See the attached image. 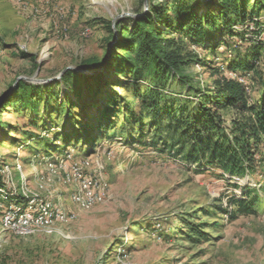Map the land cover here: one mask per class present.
<instances>
[{
    "label": "rangeland",
    "instance_id": "1",
    "mask_svg": "<svg viewBox=\"0 0 264 264\" xmlns=\"http://www.w3.org/2000/svg\"><path fill=\"white\" fill-rule=\"evenodd\" d=\"M210 1L199 0L201 14L208 11ZM148 9L149 0H0V96L15 88L19 76L47 79L68 65L84 68V60L104 58L114 42L107 40L108 23L116 20L133 27L134 19ZM254 18L257 24L249 18L234 26L233 35L214 32L205 42L176 34L183 56L195 60L188 71L200 88L213 89L221 77L213 72L221 68L224 76L248 86L251 100H259L255 78L264 74V13ZM233 60H247L251 71H231ZM101 72L98 83L91 79L94 89L82 81L80 95L70 94L73 109L66 104L58 110L57 103L65 102L70 89V80L60 79L52 88L59 95L46 105L43 97L39 114L21 112L20 107L2 113L0 164L17 193L60 194L76 218L55 224L52 232L21 236L3 230L0 215V264H264V210L234 217L230 205L232 198H246V186L260 187L264 182L260 170L244 178L224 176L220 169H199L119 137L95 149H85L73 139L68 142L80 124L96 117L115 92L123 95L122 88L132 80L120 72L114 75L102 68L97 74ZM175 89L182 97L187 94L181 85ZM232 117L229 111L225 119L229 122ZM69 154L74 160L89 159L95 168L99 165L106 192L90 209L71 201L74 184L65 182L60 171L59 177L45 173L46 158L61 161ZM218 206L227 211L215 210ZM202 210L209 213L194 222H207V239L198 242L187 237L181 220L198 218Z\"/></svg>",
    "mask_w": 264,
    "mask_h": 264
},
{
    "label": "trees",
    "instance_id": "2",
    "mask_svg": "<svg viewBox=\"0 0 264 264\" xmlns=\"http://www.w3.org/2000/svg\"><path fill=\"white\" fill-rule=\"evenodd\" d=\"M199 5V0H164L160 4L149 0L148 11L134 19L133 27L117 21L118 36L112 21L108 23L107 40L114 41L108 53L104 58L84 60V66L102 67L114 75L120 72L132 80L122 88L124 96L117 92L111 95L99 114L90 117L87 124H80L68 142L75 140L85 149L87 146L95 149L106 140L119 137L126 144L138 143L162 156L181 158L199 169L205 166L220 169L224 176L244 178L258 170L264 174V74L255 78L259 93L256 102L250 99L248 86L243 81L224 76L221 68L213 72L221 76L215 80L214 88L202 89L188 71L195 63L194 58L183 56L175 37L176 34L191 35L193 40L196 37L205 42L214 32L220 31L218 35L222 37L233 35L238 23L250 18L257 24L254 17L264 13V0H211L204 14L199 12ZM215 44L217 47L218 42ZM198 61L203 65L208 63ZM38 66L35 64L34 68ZM251 68L247 60H233L228 69L247 73ZM101 74L81 76L67 71L62 81L70 80V89L65 102L57 103L58 110L66 104L73 109L75 102L70 94L80 95L82 81L94 89L91 79L98 83ZM58 84L59 81L36 84L20 80L0 104V119L7 108L20 107L21 112L31 110L39 114L43 97L46 105L48 99L59 95L52 89ZM180 85L187 90L184 97L175 89ZM229 111H233L234 117L228 122L225 116ZM44 148H48L47 144ZM36 153L41 151L38 149ZM245 195L246 198L230 200L233 208L230 213L234 217L264 210V182L260 187L246 186ZM219 209L227 211L223 206L215 208ZM208 213L202 210L196 214L198 218L190 216L181 220L187 227L188 238L198 242L207 239V222L196 224L194 220Z\"/></svg>",
    "mask_w": 264,
    "mask_h": 264
},
{
    "label": "built area",
    "instance_id": "3",
    "mask_svg": "<svg viewBox=\"0 0 264 264\" xmlns=\"http://www.w3.org/2000/svg\"><path fill=\"white\" fill-rule=\"evenodd\" d=\"M73 157L74 154H69L67 160L61 161L59 157L46 158L45 173L47 176L59 177L60 171L65 182L74 184L71 201L78 208L87 210L104 198L106 186L98 175L99 165L95 168L89 159L85 158L83 162L74 160ZM0 175V215L3 230L21 236L34 234L38 230L52 232L55 224L76 218L74 212L65 208L60 194L52 197L27 191L17 193V187L6 170L1 168Z\"/></svg>",
    "mask_w": 264,
    "mask_h": 264
},
{
    "label": "water",
    "instance_id": "4",
    "mask_svg": "<svg viewBox=\"0 0 264 264\" xmlns=\"http://www.w3.org/2000/svg\"><path fill=\"white\" fill-rule=\"evenodd\" d=\"M112 26H113V29H114L115 33L117 34V29L115 27L116 26V20L112 21ZM101 70H102V67H99V68H87V67L77 68L75 66L68 65L65 68H63L57 76H54V77H51V78H47V79H38L36 77L28 78V77L19 76L16 79L13 87H15L16 84L20 80H24V81L31 82V83H36V84H45V83H50V82H56V81L62 79V77L64 76V74L67 71H74V72L78 73L81 76H87V75L97 74ZM6 96H7V94H4L3 96H0V103L5 99Z\"/></svg>",
    "mask_w": 264,
    "mask_h": 264
}]
</instances>
